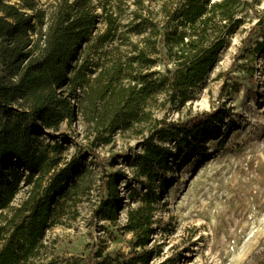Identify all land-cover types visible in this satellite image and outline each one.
<instances>
[{"label":"trees","instance_id":"16d2710c","mask_svg":"<svg viewBox=\"0 0 264 264\" xmlns=\"http://www.w3.org/2000/svg\"><path fill=\"white\" fill-rule=\"evenodd\" d=\"M252 3L60 0L45 20L32 0H0V213L8 210L0 224V264H85L83 257L56 254L45 240L81 191L87 170L82 154L59 165L62 146L42 135L77 110L101 143L118 132L147 128L131 162L141 191L123 225L137 246L147 245L160 190L169 184L163 173L172 169L175 154L166 144L180 155L186 151L185 159L193 152L201 155L205 142L222 139L226 126L222 109L183 122L154 112L164 102L195 98ZM161 64L163 71L157 69ZM109 176L103 185L112 195L124 177ZM21 183L29 187L26 196L12 206ZM116 210V200L107 198L94 213L114 220ZM152 256V249L115 256L99 252L91 264H147Z\"/></svg>","mask_w":264,"mask_h":264},{"label":"rangeland","instance_id":"374dc122","mask_svg":"<svg viewBox=\"0 0 264 264\" xmlns=\"http://www.w3.org/2000/svg\"><path fill=\"white\" fill-rule=\"evenodd\" d=\"M32 1L47 20L60 0ZM245 20L195 98L184 104L164 102L154 112L157 118L183 122L222 109L226 126L222 139H208L201 155L193 152L185 159L186 151L180 155L166 144L175 150L172 169L163 173L169 184L160 190L162 200L145 247L137 246L136 237L123 225L141 191L131 162L147 128L118 132L101 143L77 110L57 130H45V142L62 146L56 154L59 165L82 154V168L87 170L81 191L65 206L60 223L45 233L49 249L63 257H83L85 264L99 252L115 256L147 249L153 250L147 264H264V0H253ZM157 69L163 71L164 66ZM163 100L161 95L158 103ZM115 172L124 178L110 195L103 184ZM28 188L21 183L12 206L25 198ZM107 198L117 202L114 220L94 213ZM7 214L0 213V224Z\"/></svg>","mask_w":264,"mask_h":264}]
</instances>
